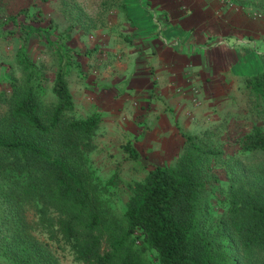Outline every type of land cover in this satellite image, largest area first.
<instances>
[{
    "label": "trees",
    "instance_id": "trees-1",
    "mask_svg": "<svg viewBox=\"0 0 264 264\" xmlns=\"http://www.w3.org/2000/svg\"><path fill=\"white\" fill-rule=\"evenodd\" d=\"M36 13L38 19L42 10ZM35 29L21 26L16 58L24 76L19 84L13 82L8 106L0 113V194L14 217L34 211L49 244L22 237L25 220H19L15 236L20 239L7 245L0 264H59L53 255L58 249L85 264H264V186L241 168L264 155V68L241 85L262 124L238 135L231 153L210 136L186 134L178 160L129 182L130 194L119 210L113 204L117 172L103 179L91 159L100 115L72 114L69 50L58 56L53 104L48 111L42 105L46 79L25 49ZM123 148L132 158L138 156L130 142ZM214 161L223 164L230 180L225 208L211 229L205 193L216 178L209 172Z\"/></svg>",
    "mask_w": 264,
    "mask_h": 264
},
{
    "label": "rangeland",
    "instance_id": "rangeland-1",
    "mask_svg": "<svg viewBox=\"0 0 264 264\" xmlns=\"http://www.w3.org/2000/svg\"><path fill=\"white\" fill-rule=\"evenodd\" d=\"M35 1L0 0V113L8 106L13 82L19 84L24 76L16 58L18 36H24L21 26H33L37 29L28 34L25 49L46 79L42 105L48 111L53 104L51 87L59 67L58 56L69 50L71 63L66 79L74 102L72 114L100 115L91 159L103 179L117 172L119 186L113 198L117 209L125 208L129 182L142 180L156 165L170 166L178 160L185 149L186 134L210 136L214 145L223 144L224 150L231 153L238 135L254 123L262 124L241 87L247 75L229 70L222 78L212 73L201 78L195 64L180 68L179 61L171 56H141L156 52L148 46L147 39L161 38L170 48L173 43L163 39L166 28L182 31L173 24L175 16L153 5L163 0H39L38 5ZM209 1L216 8L213 16L223 14L230 17L229 21L242 16L243 24H256L255 36H264V0ZM39 8L42 13L36 19ZM24 9L28 12L18 14ZM187 10V6L181 7V12ZM227 37L216 32L199 45L213 52L214 47L223 44L222 55L218 56L216 50L212 56H203L204 64L215 67L229 63L231 56L225 52V45L239 43ZM251 43L243 44H249L251 50L254 47L264 51V41L255 40V46ZM61 45L64 49L58 55ZM205 81L207 87L203 90ZM127 142L137 150L136 158L123 148ZM241 166L249 180L264 186V155ZM209 172L216 177L208 183L210 190L205 193L206 223L212 229L215 217L225 208L230 179L220 161H214ZM13 214L0 194V262H4L7 245L20 239L15 236V231L21 229L19 220H25L27 233H21L22 237L46 243L47 247L49 244L33 210H26L18 218ZM53 255L59 264H85L74 261L67 250L58 249Z\"/></svg>",
    "mask_w": 264,
    "mask_h": 264
},
{
    "label": "crops",
    "instance_id": "crops-1",
    "mask_svg": "<svg viewBox=\"0 0 264 264\" xmlns=\"http://www.w3.org/2000/svg\"><path fill=\"white\" fill-rule=\"evenodd\" d=\"M157 3L158 4L153 5H155L156 8L159 6L160 9H163L162 11L164 12L162 13L166 14L169 12L175 16V22L173 24L176 23L182 31L178 32L174 28H166L163 39L173 43L174 47L170 48H168L169 46H167L161 38L154 37L152 39H147L149 40L148 46L154 48L156 52L152 55L143 53L144 55L141 54V56H171L175 61H179V64H181L180 68L188 63L191 64L192 67H194L193 64H195L196 67H198L197 71L201 73V78L204 74L209 73H212L215 77L219 75L222 78L225 72L229 70L236 75L248 76L264 68V51H257L254 47L251 50L249 44H243L248 41L252 42L251 44L255 46V40L264 41V36L258 38L257 35H254L255 32L253 28L255 29L257 27L256 24L253 25L251 23L249 26L243 24L245 19L243 20L242 16H236L238 18L232 21L228 20L230 17L224 16L223 14L213 16L212 13L215 14L216 8L209 0H175V2L174 0H163ZM187 4H190V6ZM186 6L188 10L181 12V7L185 8ZM134 29L135 28H132V30ZM216 32L217 34H223L225 37L228 36L227 38H230V41L231 39L237 40L239 44L230 47L225 45V52H228L227 55L231 56L229 63L227 65L214 67V65L204 64L202 57L212 56L213 52L216 50V54L221 56V47L223 44L214 47L213 52H210L211 50L209 48L204 50L200 49L201 47L199 45L203 44ZM133 56H135V54ZM237 66L239 69H237ZM202 86L204 87L203 90H205L207 87L206 81Z\"/></svg>",
    "mask_w": 264,
    "mask_h": 264
}]
</instances>
